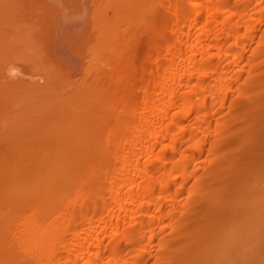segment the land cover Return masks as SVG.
Here are the masks:
<instances>
[{"label":"bare ground","instance_id":"obj_1","mask_svg":"<svg viewBox=\"0 0 264 264\" xmlns=\"http://www.w3.org/2000/svg\"><path fill=\"white\" fill-rule=\"evenodd\" d=\"M0 264H264V0H0Z\"/></svg>","mask_w":264,"mask_h":264},{"label":"clouds","instance_id":"obj_2","mask_svg":"<svg viewBox=\"0 0 264 264\" xmlns=\"http://www.w3.org/2000/svg\"><path fill=\"white\" fill-rule=\"evenodd\" d=\"M7 74H8L10 77H12V78H15V77L21 75L20 70H19L18 68H15V67H10V68L8 69Z\"/></svg>","mask_w":264,"mask_h":264}]
</instances>
